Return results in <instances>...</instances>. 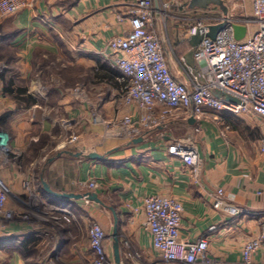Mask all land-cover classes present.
I'll return each mask as SVG.
<instances>
[{"label":"crops","instance_id":"0c3cea01","mask_svg":"<svg viewBox=\"0 0 264 264\" xmlns=\"http://www.w3.org/2000/svg\"><path fill=\"white\" fill-rule=\"evenodd\" d=\"M132 1L26 0L30 7L0 21V64L6 67L0 75V127L10 135L11 149L20 158L16 163L0 160V178L13 195H21L20 182L33 178L30 173L36 167L35 162L30 164L28 173L20 162L31 142L60 143L73 134L78 138L67 150L55 149L45 164L49 180L37 182L43 200L67 210L70 222L63 221L58 232L45 231L34 221L7 223L0 234V264H39L54 249L59 253L57 264H86L91 222L105 232L104 249L115 264L113 214L120 264H176L160 258L141 227L146 196L181 202L180 239L192 242L206 237L212 264H243L244 244L258 235L257 220L264 213V157L258 148L264 138V120L224 112H209L220 119L219 124L210 117L194 124L172 119L138 144L91 123L92 112L104 121L128 111L137 115L136 109L115 106L119 72L115 76L104 71L108 81L94 80L91 87L79 84L87 72L95 78L102 72L100 65H108L101 53L110 38L129 30L125 12ZM185 52L183 46L176 52L171 38L169 45H163L166 65L180 82L185 78L177 58ZM76 82L80 89L89 90L88 95L86 91L82 96L73 94ZM20 89L26 90L24 95H17ZM27 96L36 103L25 107ZM221 123L229 127L223 136ZM180 139L197 148L201 168L196 179L190 168L167 154V147ZM90 153L102 159H85ZM90 181L97 184L94 191L86 188ZM43 184L57 194L95 193L100 204L51 197ZM219 189L223 205L241 215L231 217L213 209ZM211 227L214 231H208ZM27 239L32 244H26ZM252 264H264V246L253 255Z\"/></svg>","mask_w":264,"mask_h":264},{"label":"built area","instance_id":"2783aa9c","mask_svg":"<svg viewBox=\"0 0 264 264\" xmlns=\"http://www.w3.org/2000/svg\"><path fill=\"white\" fill-rule=\"evenodd\" d=\"M181 1V0H180ZM155 2L156 5L155 6ZM226 6L225 1L223 0ZM171 0H134L126 7L125 18L129 30L110 38L106 51L101 53L105 63L119 72L117 78L120 88L114 99L117 108L136 109L137 115L127 112L113 120L104 121L96 112L91 113L93 125H101L106 131L127 142L146 139L149 132L163 127L172 119L181 117L195 123L210 117L219 124L217 116L209 112L227 113L233 116L250 115L264 120V0H241L249 7L250 18L236 20L227 8L223 15L217 7L207 10H189L187 0L180 7L183 17L173 16ZM30 7L26 0H0V21L10 18ZM227 7V6H226ZM176 24L179 43L189 47L187 40L197 33L203 35L194 59L198 66V76L185 64L184 56L177 58L179 70L185 81H177L166 65L163 45H169L167 22ZM224 25L213 39L205 37L209 28ZM183 25V26H182ZM234 26L245 28L244 37L234 38ZM173 29V27H172ZM185 52V53H186ZM6 67L0 64V75ZM211 90H217L238 101V104L224 102L215 98ZM73 94L82 96L80 88ZM220 135L229 131L221 123ZM194 132H199L196 127ZM31 141H34L32 139ZM77 136H70L67 144L74 146ZM259 152L264 157V138L259 142ZM167 154L190 168L191 176L196 179L201 168V160L193 142L175 140L167 147ZM0 160L18 162L19 155L11 149V137L0 127ZM21 195H13L0 178V234L10 222H38L43 230L60 231L63 221L69 223L72 215L43 200L40 186L32 177L23 179L19 184ZM86 188L94 191L95 181ZM223 191L217 190L214 210L235 217L242 212L223 205ZM86 201V200H85ZM144 217L141 227L149 234L151 246L160 258L176 264H212L207 256V238L192 242L180 239L182 204L176 199L163 196H146L142 199ZM71 216V217H70ZM258 235L249 239L243 246V264H252L253 255L264 246V213L258 217ZM214 227L208 231H214ZM87 241L90 251L86 264H113L104 249L106 234L96 223L87 228ZM58 250L44 257L39 264H57Z\"/></svg>","mask_w":264,"mask_h":264},{"label":"water","instance_id":"95a60500","mask_svg":"<svg viewBox=\"0 0 264 264\" xmlns=\"http://www.w3.org/2000/svg\"><path fill=\"white\" fill-rule=\"evenodd\" d=\"M155 6H157L156 2H155ZM211 6L217 7L223 15H225L227 13V7L224 5L223 0H187V8L191 11L192 10H207ZM223 27H224V25L221 24V25L209 28V32L205 35V37L213 39L214 36L216 35V33L218 31H220ZM245 31H246L245 28L242 26H234V38H235V40H237V41L241 40L245 35ZM203 37L204 36L199 34V33H197L195 36L190 37L187 40V44H188L189 49L183 57L185 60V64L193 71V74L196 76H198V66H197V63L194 59V54L196 52V49H197L199 43L203 39ZM198 80H199L200 84L204 85L203 80L199 76H198ZM211 93L215 98H217L219 100H222V101L228 102V103H232L235 105L238 104L237 100L233 99L232 97H230L228 95L222 94L217 90H211ZM188 121L190 124L195 123L193 118H190ZM141 142H142V139L138 138V139L132 140L131 144H138ZM80 156H81V154H76V157H80ZM84 157L87 160H100V159H102V156H99L95 153L87 154ZM43 188L48 194L51 195V197H54L57 199H65V200L85 199L86 201L100 204V201L98 200L97 195L95 193H92V192H87L83 195L57 194V193L51 192L45 184H43ZM113 219H114V231L112 234L113 258H114L115 264H120V253H119V245H118V238H117V232H116L117 221H116V217L114 214H113Z\"/></svg>","mask_w":264,"mask_h":264},{"label":"rangeland","instance_id":"374dc122","mask_svg":"<svg viewBox=\"0 0 264 264\" xmlns=\"http://www.w3.org/2000/svg\"><path fill=\"white\" fill-rule=\"evenodd\" d=\"M224 1L226 3L227 8L229 9V11L234 16V19L244 20L243 18H245V19L250 18V12L248 11V7L245 3L242 4L241 0H224ZM182 4H183L182 0L181 1L180 0H171L170 10H171V13L173 16L183 17L182 13H181V9H180ZM167 26H168V29H169V26H170V28L173 27V29H170V30H172V35L170 34V32L168 33L169 42H170L171 36L174 39L179 40V38L177 37V34H178L177 32H180V31L176 30V28H177L176 24L175 23L173 24L171 22V20H169L167 22ZM172 45L173 46L175 45V40L172 41ZM86 75H87V77L84 80L80 81V83H79L80 85L91 87L92 85L96 84V82H93L94 80H96L93 77V73L87 72ZM78 86H79L78 82H76L72 87H74L76 89V88H79ZM91 89L93 90L94 88H91ZM82 91H83V93L86 91L85 93L88 95L89 90L87 88H85ZM177 119H181V117H178ZM72 136H75V135L73 134ZM68 138H66L65 140H63L60 143L58 141L51 142L49 140H42V141L39 140L40 146L37 148V151H33V149L31 150V148H28L26 150L25 154L22 156L21 164L23 165V169L27 170V172L30 173V171L28 170L29 166H30V164H33L35 162L34 164H36L35 165L36 167L31 171L32 173H30L31 175H33L35 183L40 182V180H43L46 182L49 180L48 179L49 174H48L47 169L45 167L46 161L50 156H52L54 154L53 152L55 151V149H56V151H58L57 149H60L62 147L63 149H61V150H67L70 147H72V145H68L66 142ZM19 160H20V158H19ZM37 184H39V183H37ZM39 186H40V184H39Z\"/></svg>","mask_w":264,"mask_h":264},{"label":"trees","instance_id":"16d2710c","mask_svg":"<svg viewBox=\"0 0 264 264\" xmlns=\"http://www.w3.org/2000/svg\"><path fill=\"white\" fill-rule=\"evenodd\" d=\"M170 29H172V28H170V26H169V32H170V34L172 35V30H170ZM173 40H175V45H174V48H175V50H176V52H179V49H181L182 48V44H180L179 43V41L177 40V39H174L172 36H171V42L173 41ZM100 70L102 71V72H97L96 74H95V79H96V81H98V82H100V81H108V76H107V74L106 73H103L104 71H106V72H109V73H111V74H113V75H118V72L116 71V70H114V69H112V68H109L110 66H108V65H100ZM103 69V70H102ZM18 93H17V95H24L25 94V92H26V90L25 89H20V90H18L17 91ZM23 102H24V106L25 107H29V106H31V105H33V104H35L36 103V101L33 99V98H31L30 96H27L26 97V99L25 100H23ZM40 146V141L39 140H37L36 142H31V144H30V146H29V148H31V150L33 149V151H37V148ZM22 160V159H21ZM21 162V161H20ZM29 240H32V239H27V241L25 242L26 244H27V242L30 244H32V241L30 242Z\"/></svg>","mask_w":264,"mask_h":264}]
</instances>
